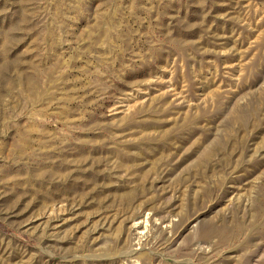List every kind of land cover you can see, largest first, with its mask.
Returning <instances> with one entry per match:
<instances>
[{
  "label": "rangeland",
  "instance_id": "obj_1",
  "mask_svg": "<svg viewBox=\"0 0 264 264\" xmlns=\"http://www.w3.org/2000/svg\"><path fill=\"white\" fill-rule=\"evenodd\" d=\"M0 264H264V0H0Z\"/></svg>",
  "mask_w": 264,
  "mask_h": 264
},
{
  "label": "bare ground",
  "instance_id": "obj_2",
  "mask_svg": "<svg viewBox=\"0 0 264 264\" xmlns=\"http://www.w3.org/2000/svg\"><path fill=\"white\" fill-rule=\"evenodd\" d=\"M139 218H137L136 220H135V223L134 224H132L133 225V236H135V239L137 240L136 242H140V240L142 239V237H144L145 236V230L147 231V229H146V225H147V223H146V225H144V222H146V221H142V222H137V220H138ZM139 221V220H138Z\"/></svg>",
  "mask_w": 264,
  "mask_h": 264
}]
</instances>
